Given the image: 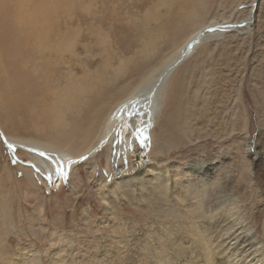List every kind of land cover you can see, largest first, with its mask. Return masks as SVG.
<instances>
[{"label":"rangeland","instance_id":"374dc122","mask_svg":"<svg viewBox=\"0 0 264 264\" xmlns=\"http://www.w3.org/2000/svg\"><path fill=\"white\" fill-rule=\"evenodd\" d=\"M250 1L75 0L76 6L64 15L69 18L67 27H62L67 40L61 58L52 62L59 68L53 67L69 70L74 84H83L85 76L114 84L124 69L139 63L133 78L137 80V75L162 65L186 32L228 16L226 22L241 20ZM253 3L250 27L241 26L243 21L231 29L227 26L223 36H212L200 45L184 62L181 74V66L173 74L168 94L177 89L178 100L172 96L171 145L164 148L163 156L161 149L148 155L150 145L140 136L129 155L118 162L106 142L93 156L68 166L60 186H54L58 176L46 179L35 171L31 174L34 189L31 179L24 178L29 175L27 167L15 156L21 161L30 158L9 148L0 129V264H101L102 254L117 257L122 254L118 245L129 235L150 224L154 232L161 221H178L179 231L186 236L198 232L202 222L203 229L215 237L222 185L244 198L249 219L264 210V0ZM179 9L191 12L178 29L175 20L168 29ZM127 82L114 84L113 96L117 98ZM106 104L109 109L111 102ZM1 124L8 135L51 140L47 133L52 131L58 132V142L64 139L53 129H33L30 121L18 119L16 127L2 120ZM84 138L71 137L70 145L83 146L89 141ZM4 171L9 177H2ZM182 182L194 189L187 208L166 197L171 183ZM162 194L167 198L163 206L154 202ZM260 219L264 227V217Z\"/></svg>","mask_w":264,"mask_h":264},{"label":"bare ground","instance_id":"6f19581e","mask_svg":"<svg viewBox=\"0 0 264 264\" xmlns=\"http://www.w3.org/2000/svg\"><path fill=\"white\" fill-rule=\"evenodd\" d=\"M253 1H250V6L245 11L246 16L241 20L227 19L226 22V18H230L228 16L219 20L220 22H215L217 24L213 23L215 25L203 22L186 32L183 37L187 36L174 47V51L162 65L145 75H137V80L133 78L139 69V63L124 69L119 77L115 78L114 84L128 82L123 85L116 98L112 90L114 84L96 82L97 75L95 78L85 76L83 84H74L69 70L64 68L65 71H60L56 64L54 65L58 68L53 67V59L61 58L63 44L67 40V31L62 27H67L65 20L69 17L64 15L68 16V9L76 6L75 0H0V129L9 148L22 150L30 158L21 161L15 153L18 163L28 169L30 176L25 175L26 181L30 178L31 186L35 189L31 174L36 171L46 179L58 176L59 182L54 186H60L64 182L68 166H73L79 158L93 156L106 142L109 148L112 145L118 162L129 155L130 148L135 146L140 136H144L146 146L150 145L148 155L161 149L160 156H163L161 153H164V148L171 145L170 115L171 110H174L172 96L173 99L178 98L177 89L174 87V94H168L173 74L180 66L181 74L182 70H185V67L182 68L185 66L184 62L191 59L199 47H202L200 45L212 36H223L224 32L229 31L226 30L227 26L231 29L230 27L237 24L235 22L243 21L241 26L250 27L252 19L249 17L255 6ZM192 8L193 6L188 9ZM186 10L179 9L178 17L169 22L167 28L177 23L175 29H178L181 22L185 21L183 19L188 18L191 12H185ZM114 70L118 71L119 67L115 66ZM179 90L182 91V88ZM105 101L111 102L109 109ZM16 118L30 121V127L41 129L42 132L52 129L59 131L64 139L58 142V132L52 131L47 133L51 140L8 135L1 128V120L16 127ZM20 125L23 123L20 122ZM71 137L73 140L85 137L84 139L89 141L83 146L73 147L70 145ZM2 177H9V174L4 171ZM171 184L169 195H157L154 202L163 206L166 205V197H169L174 205L190 207L189 197H194L192 185L186 182ZM157 188L154 190L157 191ZM219 192L222 196V212L216 220L215 227L218 232L215 237L210 235L207 228L203 229L202 222H198V232L194 233L196 236H186L179 231L178 221H161L158 230L154 232L150 231L152 225L149 223L144 230L136 235H129L128 241L118 245L122 254L117 257H111L109 253L102 254L101 264H264V227H261L259 221L264 217V210H257V214L253 213L252 219H249L244 198L239 193L233 192L227 185L220 186ZM159 220L161 219L157 218V221Z\"/></svg>","mask_w":264,"mask_h":264}]
</instances>
